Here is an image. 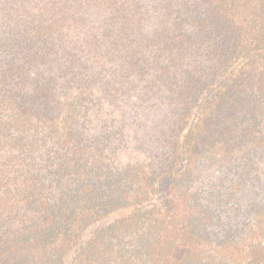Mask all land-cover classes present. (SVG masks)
Segmentation results:
<instances>
[{
    "label": "trees",
    "instance_id": "16d2710c",
    "mask_svg": "<svg viewBox=\"0 0 264 264\" xmlns=\"http://www.w3.org/2000/svg\"><path fill=\"white\" fill-rule=\"evenodd\" d=\"M0 264H264V0H0Z\"/></svg>",
    "mask_w": 264,
    "mask_h": 264
}]
</instances>
